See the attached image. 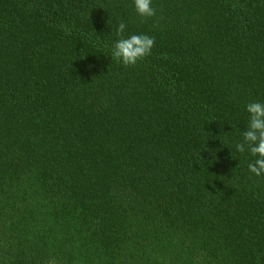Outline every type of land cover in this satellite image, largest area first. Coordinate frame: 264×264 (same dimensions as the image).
<instances>
[{"label": "trees", "instance_id": "1", "mask_svg": "<svg viewBox=\"0 0 264 264\" xmlns=\"http://www.w3.org/2000/svg\"><path fill=\"white\" fill-rule=\"evenodd\" d=\"M152 7L0 0V264H264V0Z\"/></svg>", "mask_w": 264, "mask_h": 264}, {"label": "clouds", "instance_id": "2", "mask_svg": "<svg viewBox=\"0 0 264 264\" xmlns=\"http://www.w3.org/2000/svg\"><path fill=\"white\" fill-rule=\"evenodd\" d=\"M134 5L136 13L143 19L156 14L152 0H134ZM125 29L126 24L120 22L116 34L122 38L114 44L111 57L126 67L135 66L151 54L155 41L154 38L143 34L123 38ZM246 111L249 113V123L247 130L242 134L243 141L236 144V151L244 153L247 150L253 157H257L248 168L259 177L264 175V103L251 102L247 104Z\"/></svg>", "mask_w": 264, "mask_h": 264}]
</instances>
